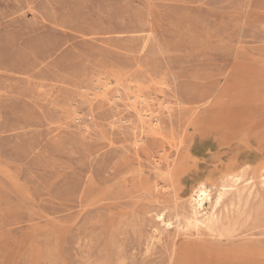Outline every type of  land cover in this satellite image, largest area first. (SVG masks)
Segmentation results:
<instances>
[{
    "label": "rangeland",
    "instance_id": "374dc122",
    "mask_svg": "<svg viewBox=\"0 0 264 264\" xmlns=\"http://www.w3.org/2000/svg\"><path fill=\"white\" fill-rule=\"evenodd\" d=\"M0 264H264V0H0Z\"/></svg>",
    "mask_w": 264,
    "mask_h": 264
},
{
    "label": "bare ground",
    "instance_id": "6f19581e",
    "mask_svg": "<svg viewBox=\"0 0 264 264\" xmlns=\"http://www.w3.org/2000/svg\"><path fill=\"white\" fill-rule=\"evenodd\" d=\"M237 129H239V128H237ZM209 198H210V190H209V188L204 183L200 184L197 187V189L195 190V194H194L193 200L196 202V204L198 206H202L204 204V202L206 200H208ZM195 223L197 225H199L198 221H196ZM205 223L207 224L208 228H210L212 230H215V231H220L222 234L223 233L234 234L235 231H236L235 230L236 219H233V218H228L227 220L222 221V220H220V218H212L211 217Z\"/></svg>",
    "mask_w": 264,
    "mask_h": 264
},
{
    "label": "crops",
    "instance_id": "0c3cea01",
    "mask_svg": "<svg viewBox=\"0 0 264 264\" xmlns=\"http://www.w3.org/2000/svg\"><path fill=\"white\" fill-rule=\"evenodd\" d=\"M237 225H238V221L236 220V225H235V230L236 231L239 230L238 227H237ZM236 231H235V233L238 234Z\"/></svg>",
    "mask_w": 264,
    "mask_h": 264
}]
</instances>
